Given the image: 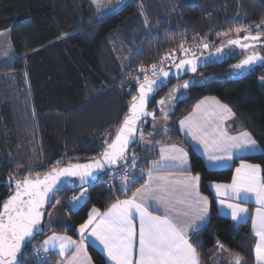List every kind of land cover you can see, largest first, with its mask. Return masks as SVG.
<instances>
[{"label":"trees","instance_id":"16d2710c","mask_svg":"<svg viewBox=\"0 0 264 264\" xmlns=\"http://www.w3.org/2000/svg\"><path fill=\"white\" fill-rule=\"evenodd\" d=\"M135 16L141 18L137 0H129L101 17L96 15L90 0H0V32L10 30L14 48V57L0 63V93L10 74L26 71L33 97L31 107L37 110L33 126L36 133L34 154L41 162L37 174L58 164L99 156L103 142L114 135L126 105L135 96L134 89H126L124 84V75L131 67L150 66L165 53L194 39L208 38L214 48L222 42L216 40L219 33L238 27L260 28L264 23V0L229 3L223 0L212 5L186 6L177 11L171 24L156 18L150 34L137 41L133 47L136 52L129 63L121 67L113 56L110 40ZM259 31L251 35L264 36V30ZM231 65L201 72L202 80L174 102L166 112L167 119L165 113L158 114L156 119L142 122L139 130L140 137L142 132L143 138L149 141L168 139L182 145L188 153L191 173L200 176L199 190L209 198L210 215L206 226L193 233L190 242L201 264H213L212 258L217 255L219 245L237 255L242 264L254 263L250 218L234 223L221 216L208 188L211 182L229 183L241 161L260 166L264 178V66L234 76ZM205 97H215L228 106L262 152L235 159L226 169H207L175 127ZM11 117L12 109L7 101H0V201L10 193L4 180L16 181L26 170L23 166L20 171L18 167L22 164L12 159V148L19 142L12 136V127L7 126ZM162 120H168L171 126L165 129ZM130 154L135 155L142 169H146L152 158V154L149 158L146 156L148 153L139 142L131 148ZM70 193L63 192L48 213L56 204L63 206L70 216L71 227L66 230L49 228L45 220L43 234L23 251L21 264H39L40 260L56 264L54 255L45 254L40 258L36 251L39 242L54 232L75 237L74 229L86 220L91 208L104 210L122 197L118 189L113 194L97 182L88 190L89 200L70 212L65 207ZM88 251L94 264H105L97 250L89 246Z\"/></svg>","mask_w":264,"mask_h":264},{"label":"snow or ice","instance_id":"6c2138e0","mask_svg":"<svg viewBox=\"0 0 264 264\" xmlns=\"http://www.w3.org/2000/svg\"><path fill=\"white\" fill-rule=\"evenodd\" d=\"M241 30L236 29L238 32ZM259 39V34L243 37L244 41L258 42ZM228 43L255 49V44L241 45L239 39L230 40ZM204 47L207 45L205 44ZM181 51L189 50L181 45ZM167 61H171L178 72L196 71L195 60L183 59L177 64L174 55L164 57L160 66L155 64L151 66V75H159L165 79H150L147 70L141 68L140 72L144 73L143 83L139 82V77L136 78L139 83V94L132 97L129 113L118 129L115 139L102 153L101 159L87 164L57 168L43 177L36 179L24 177L22 181L16 182L15 193L3 204V210L0 211V264H21L18 253L21 252L22 247L30 243L36 235L43 233L44 227L41 225L45 204L56 199L64 183L61 177H78L83 186L89 183L94 171L103 169L105 165L112 166L118 165L121 161L127 162L126 152L130 144L134 143L138 131L137 122L142 117L153 115L145 110L151 94L166 86L170 77V73L163 69ZM258 62L264 66V58L253 51L235 67L251 70ZM190 83L192 81L185 82L180 87L187 88ZM171 98L172 93H169L168 97L158 103L166 105ZM213 104L214 107L209 109L204 107L205 101H202L193 109L192 114L180 121L181 129H186V136L196 141L203 148V154L207 159L218 166H227V162L234 159L237 151L256 152L258 150L256 141L248 132L232 136L224 130L223 121L228 119L231 113L229 109L215 101V98ZM197 113L200 115L197 116ZM164 118L167 119V113ZM141 139H143L142 132ZM136 159L133 155L129 167H122L121 173H117L121 181L120 188L125 192L139 179L130 171L138 167ZM162 161L170 163L164 164L161 163ZM161 170L177 171L181 176L176 178L158 174ZM190 173L188 153L183 148L176 145L161 147L160 161L151 163L147 169V179L144 184L136 188L130 198L116 200L103 213L92 208L88 219L79 226V241L67 235L53 233L36 251L49 252L58 248L59 255L67 257L71 250L67 264H90L85 245L90 243L95 245L98 242L112 264H198V254L196 248L189 242V232L200 231L206 222L208 198L200 194L199 174L193 176ZM259 173L258 165L241 163L235 170L231 184H215L212 187L216 189L218 197L226 196L241 202L248 199V194H254L256 202L264 209V181L260 180ZM83 197L84 192H81L80 196L71 198L70 211L81 204ZM152 201L163 209V215L152 214L150 211V207H153L150 203ZM220 204L231 211L233 220L243 219L242 214L247 211L239 203H227L221 200ZM137 218L139 220L138 249L134 258L136 231L133 221ZM252 223L259 238L255 246L257 264H264V211L258 209L257 217L253 218ZM219 247L223 248V245ZM39 264H47V261L40 260ZM236 264H241L239 257H236Z\"/></svg>","mask_w":264,"mask_h":264},{"label":"crops","instance_id":"0c3cea01","mask_svg":"<svg viewBox=\"0 0 264 264\" xmlns=\"http://www.w3.org/2000/svg\"><path fill=\"white\" fill-rule=\"evenodd\" d=\"M105 1H108V0H97V2H94V0H90V3L93 5L97 16H100L101 15L100 11H103V9L105 8ZM121 1H124L123 3H125V2H127L129 0H119L118 4L114 8L115 10L118 9V7H119L118 5H119V3ZM215 1L219 2V1H223V0H137V4H138V10H139V13L141 15L142 21L146 22L147 27L149 28V30H151L152 29L151 27L154 25L153 21L156 18L165 19L167 21V23L171 24L173 18L175 17V15L177 13V11L180 10L181 8L186 7V6H195V5L204 6V4L205 5L206 4L207 5H212ZM224 1L229 3L230 1H233V0H224ZM236 1H239V0H236ZM141 12L143 13V15L141 14ZM111 49H112L113 56H114V58H115V60H116V62L118 64L122 63V64L126 65V64L129 63V56L130 55L126 56V58L124 59V57H122L121 54H118L116 47L114 48L113 46H111ZM28 91H31L30 90V86L28 88ZM31 98H33V97L30 94V99ZM213 98H215V97H205V98H202L201 100H199L192 107L191 111L188 114H186L183 118H181L175 125V127L180 132L182 137H184V139H186V141L191 146V148L196 152V154H198L201 157V159H202V161L204 163V166L207 169H209V170H222V169L229 168L232 165V163H233V161L235 159H238V158H241V157H245V156H249V155H253V154L261 153L262 149L260 148V146L256 142V147L258 149L256 152L241 153V152L237 151L235 153L234 159L232 161L227 162V166H218V165L214 164L212 161H209L207 159V157L203 154V148L196 141H193L191 139V137L186 136V134H185L186 133V129H181L180 121L183 120L185 117H188L190 114H192L193 113V109H195L196 106L198 104H200L202 101H205L204 107L209 108V109L214 107ZM215 101H218L220 105L225 106L227 109H229V111L231 113V116L228 119L223 121L224 130L229 135L239 136L242 132H248L245 129L244 125L242 124L241 120L238 119L233 114V112L230 110V108L228 106H226L224 103H222L217 98H215ZM32 111H33L32 119H34V122H35V120H37L36 119L37 118V116H36V111L37 110L35 109V107L34 108L32 107ZM199 115L200 114L197 113V116H199ZM11 120H12V117L10 118L9 121H11ZM7 126L8 127L11 126L10 122H9V124ZM11 127H13V126H11ZM249 135L254 139V137L250 133H249ZM143 140H145V138L141 139L140 135H138V141L137 142H139L141 147L145 151H147L148 155H146V156L149 158L150 155L152 154V158L149 159L147 167H146V169L144 171L145 175H144L143 179L141 180V182H139L137 185L131 186L126 192L119 187L118 190L122 194V197L120 199H117V200H124V199L130 198L132 196V193L136 191V188H138L142 184H144L145 180L147 179V169H148V167L151 165V163L153 161H160V148L161 147H168V146H171V145H176L178 147L183 148L182 145H180L179 143L170 141L168 139H161V140L155 141V142L146 140L147 143H145V144L143 143L144 142ZM183 150L185 151L184 148H183ZM188 161H189V159H188ZM161 163L168 164L170 162L162 161ZM241 163L251 164V163L244 162V161L239 162L238 165L235 167V169L233 171L232 177H233V175H235L236 168L239 167ZM252 165H256V164H252ZM189 167H190V164H189ZM259 168H260V166H259ZM158 174L171 175V176L176 177V178H179L181 176L180 172H177V171L169 172L167 170H161V172L158 173ZM190 174L195 176L192 173H190ZM259 175H260V180L264 181V178H263L262 172H261V168H260ZM231 183H232V178H231L229 183H215V182H211V183L208 184V188H209V190H210V192H211V194H212V196H213V198L215 200L217 211H218V213L221 216L230 219L234 223L245 222L246 220H248L250 218L251 233H252V235L254 237V248H253L254 263L253 264H257L255 246H256V243H257L259 238L255 234L252 222H253V218L257 217V210L261 209L262 211H264V209H262L261 205L256 202V196L254 194H251V193L248 194V199L246 201L241 202V200L229 199L226 196H219L218 197L216 195V189L214 187H212L215 184L229 185ZM199 185H200V182H199ZM200 194H201V196L207 197L204 194H202L201 192H200ZM221 200H225L227 203H239L241 207H243V208H245L247 210L245 213L242 214V216L244 218L240 219V220H233L231 218V211L229 209L224 208V207L221 206V204H220ZM115 202L116 201H114L113 203H115ZM150 203L153 206V207H150V211H152L153 215H163L164 214L163 209L159 208V206H157L154 201H152ZM111 205L108 206L104 210H100V209H97V208L96 209L98 211H100L101 213H103V212L107 211L111 207ZM91 210H92V208L89 210V212H91ZM89 212H88V214H89ZM88 214H87L86 220L88 219ZM209 215H210V201H209V198H208V213H207V217H206V222L202 225L201 229L204 226H206V224H207V222L209 220ZM133 223H134V227H135V231H136V237L134 239V248H133V255H134V258H135L136 250L138 249V235H139V220H138V218L135 219L133 221ZM197 223H201V222L197 221ZM57 224H63L64 227H58ZM71 225H72V222L70 220V216L66 212L65 208L63 206L59 205V204L58 205L56 204L50 210V212L48 213V215L46 217L45 226H47L49 228H61L63 230H66V229H69L71 227ZM80 225H78L74 229L75 237L70 236L69 234H66V233H63V232H54V233L57 234V235H67V236L71 237L73 240L79 241L80 240V234L78 232V229H79ZM52 234H49L48 236H50ZM192 235H193V233L189 232V242H190V239H191ZM48 236H46L45 238H43L39 242V244L37 245L36 249L39 248L40 245H42L43 241L45 239H47ZM89 239L91 240L92 238H89ZM89 246L93 247L95 250H97L102 255L105 264H112V262L108 260L107 255L102 251V245H99L98 242H96L95 245H92L91 243L85 245V248H86V251H87V255H88V258L90 260V264H94V263H93V261H92V259L90 257L89 251H88V247ZM220 249H222V248L219 247L218 251H220ZM38 252L40 254V258L41 259H43L42 257L45 254H51V255L56 256V259H57V263L56 264H67V259L70 258V256H71V250H70L69 253L67 254V257H61L59 255V249L58 248L55 249V250L49 251V252H44V251H38ZM215 257L216 256H214L212 258V262L215 263V264L216 263L219 264L218 262L214 261ZM198 264H199V257H198Z\"/></svg>","mask_w":264,"mask_h":264},{"label":"rangeland","instance_id":"374dc122","mask_svg":"<svg viewBox=\"0 0 264 264\" xmlns=\"http://www.w3.org/2000/svg\"><path fill=\"white\" fill-rule=\"evenodd\" d=\"M119 0H108L105 1V8L103 11H100V16H105L107 14L112 13L115 9V6L118 4ZM124 1L119 3V7ZM96 4V3H95ZM143 15V13L141 12ZM141 20L139 16L132 17L129 19L123 28L115 34V38L110 40V45L114 48H117L118 54H121L124 59L126 56L130 57L133 55L134 48L137 41L144 38L146 35H149L151 30L147 27L146 22ZM264 30V23L261 25L260 28H256L255 26H249L247 28L238 27L235 28L231 32L227 33H219L216 36V40L226 41L227 39L233 37H240L243 34H255L256 32H260V29ZM236 29H242L241 31H236ZM264 33V32H263ZM196 42H204L207 47L203 48L202 53H206L213 48V43L208 38H201V39H194L188 43H196ZM221 42V41H220ZM183 44V45H184ZM181 47V46H180ZM14 57V48L12 46L11 37H10V30H4L0 32V63L6 62ZM121 59V58H120ZM121 67L124 64L119 63ZM30 86L29 76L26 71H18L10 74L6 81L4 82L1 93H0V101L6 102L12 109V120L10 121V125L12 127V136L17 138L18 144H14V149L12 148L13 152V160L21 163L22 166H19L18 169L23 168L25 166L26 170L30 171V175L37 174L36 170L41 163L37 156L34 154L35 149V128L34 126V119H32V101L30 99L31 91H28ZM162 125L165 129H168L171 124L168 120H162ZM10 126V127H11ZM145 138L143 140L144 144L147 143ZM11 150V149H10ZM72 158L71 160H74ZM40 162V163H39ZM36 163V164H35ZM38 163V164H37ZM25 171L20 175L19 179L24 178ZM11 192V190H9ZM58 227H64L63 224H57ZM235 254L228 252L225 249H220L218 254L216 255L214 261L218 262L219 264H235L236 263ZM241 262V260H240ZM215 264V263H213ZM217 264V263H216Z\"/></svg>","mask_w":264,"mask_h":264},{"label":"water","instance_id":"95a60500","mask_svg":"<svg viewBox=\"0 0 264 264\" xmlns=\"http://www.w3.org/2000/svg\"><path fill=\"white\" fill-rule=\"evenodd\" d=\"M246 35H251V34H244L243 36H240V37H233V38L227 39L226 41L221 42L220 44L215 46L212 50H210L206 53H198L194 56L184 57L182 59H179L176 62L178 64L180 62V60H183V59L195 60L196 61V71L195 72H192L190 70L178 72V70L174 66H172L169 69H165L164 71H168L170 73V77L168 78V82H167L166 86L162 87L159 91L151 94L150 101L146 105L145 110L149 113H153V115L142 117L141 120H139L137 122L138 131L135 135L134 143L130 144V146L126 152V155L128 157L127 162L121 161L118 165H112V166L105 165L103 169H101L99 171H94L93 176L90 178L89 183L84 184L83 186L80 184L78 177H61L60 179L64 183H62L60 191H59L56 199L52 200L50 203L45 204L44 215L42 217V225L41 226H43L45 223L49 209L53 206V204H55V202H57L59 196L63 192H65V191L76 192V191H79L82 189L90 190L91 187L98 182V179L102 174L107 173L111 170L120 169L121 167L128 164L130 161L131 148H133L137 144V141H138V135H139L141 123L145 122V121L154 120V119H156V115H158V114L162 115V114L166 113L171 108V106L174 104L175 101H177L181 96L185 95L188 91H190L195 86V84H197L198 82H200L202 80V75L200 74L201 72L209 70V69L214 68V67L221 66V65H226L230 62H234V61L238 60L240 57H243V59H241L239 62L231 65V67H230L232 75L238 76V75H242V74L250 71L248 68H245L243 70L237 69L235 67V65L240 64L241 61L246 58V56L251 54L250 48H252V47L244 48L242 46H237L235 44L228 43V41H230V40L239 39L241 41V45H243L245 43L255 44V48H264V36L263 35H259L260 39L258 42L244 41L243 37ZM217 49H219V51ZM247 49L249 50L250 54H248L246 51H243V50H247ZM262 58H264V57H262ZM261 65H262V63L258 62L251 70L258 68ZM185 67L187 68L188 66H185ZM152 79L155 80V79H165V78L162 76H158V77L152 78ZM189 81H192V83H190L189 87H187V88L180 87V85H183L185 82H189ZM140 83H143V81ZM138 88H139V83L136 85V88H135V96H138V94H139ZM174 89H176V90L173 91ZM162 92H164V93L161 96H159V94H161ZM169 93H172V98L168 100L166 105H160L158 103V101L168 97ZM153 100H155V101L152 105ZM130 104H131V102L126 105V112H125L124 116L122 117L120 124H119L117 130L115 131L114 135L111 137V139L109 141L103 142V148H102V151L100 152L99 156H97L96 158L90 159V160H86V161H74V162H67L65 164H58V165L50 168L47 171L32 175L29 178L36 179L37 177H43V176L49 174L50 172H52L54 169H57V168L70 167V166L75 165V164H87V163L93 162L94 160L101 159L102 153L107 148V145L112 143V141L115 139V136L117 135L118 129L120 128L125 116L129 113ZM18 180L22 181L23 179H18ZM18 180L15 181V187L9 193V195L0 201V211L3 210V208H2L3 204L15 193L16 182ZM42 234L43 233L36 235L34 238L31 239L30 243H27L25 246L22 247L21 252L18 253V258L20 261L22 260L23 251L26 248H28L34 242V240L37 239Z\"/></svg>","mask_w":264,"mask_h":264},{"label":"built area","instance_id":"2783aa9c","mask_svg":"<svg viewBox=\"0 0 264 264\" xmlns=\"http://www.w3.org/2000/svg\"><path fill=\"white\" fill-rule=\"evenodd\" d=\"M204 45H205L204 42H196V43L184 44L183 48L184 49H188L189 50L188 52H182L181 51V47H179L175 51L168 52V53H165L164 55H162L161 58L154 64L157 65V66H160L162 59L164 57L170 56V55H174L175 63H176L179 59H182L184 57L194 56V55H196L198 53H202L204 51L203 50ZM154 64H152V65H154ZM152 65H150V66H142V67H135V66L131 67L124 75V84H125V87H127L126 89H132L133 88L134 91H135L136 85L138 84L137 79H136L137 77H139V82L143 81L144 73L140 72L141 68H144V69L147 70L150 79L158 77L159 75H157V76L151 75V66ZM172 66H173L172 62L171 61H167V62L164 63L163 69L164 70L165 69H169ZM132 157L133 156L130 154V161H129L128 164L123 166V168H128L129 167V165L132 162ZM136 164L138 165L137 168L130 169V171L132 173H134V175L137 178H139L137 180V182L135 183V185H137L139 182H141V180L143 179V177L145 175V172H144L145 169L141 168V166L139 165L137 160H136ZM121 171H122V167L120 169L111 170V171H109L107 173H104V174H102L99 177L98 182H100L105 188L109 189L113 194H115L116 190L120 187V184H121V181H120L117 173H121ZM29 175H30V171L29 170H25V173H24L23 176L24 177H30ZM140 177H142V178H140ZM4 185H5V187L9 188V190L12 191L13 188L15 187V181L10 179V178H6L4 180ZM81 192H84V197H83V199L81 201V204L78 205L77 208H75L74 210L70 211L69 201L71 200V198L73 196H80ZM88 200H89L88 189H82V190H79V191H76V192H71L67 196V198L65 199V207L70 212H75L79 207H81ZM218 250H219V246H217L215 253H218ZM199 264H201L200 260H199Z\"/></svg>","mask_w":264,"mask_h":264},{"label":"flooded vegetation","instance_id":"af4514ba","mask_svg":"<svg viewBox=\"0 0 264 264\" xmlns=\"http://www.w3.org/2000/svg\"><path fill=\"white\" fill-rule=\"evenodd\" d=\"M212 49H213V48H212ZM212 49H211V50H212ZM250 50H251V54L253 53V51H255V52H257L261 57H264V48H255V49L250 48ZM243 51H246L248 54H250L248 49H247V50H243ZM251 54H250V55H251ZM241 59H243V57H240L238 60H236V61H234V62H230V63L235 64V63L239 62ZM159 96H160V95H159Z\"/></svg>","mask_w":264,"mask_h":264}]
</instances>
